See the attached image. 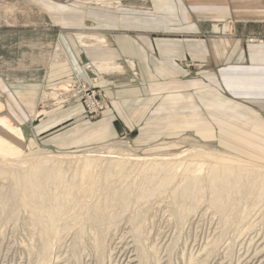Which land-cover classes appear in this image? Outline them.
<instances>
[{
	"label": "crops",
	"instance_id": "0c3cea01",
	"mask_svg": "<svg viewBox=\"0 0 264 264\" xmlns=\"http://www.w3.org/2000/svg\"><path fill=\"white\" fill-rule=\"evenodd\" d=\"M1 18L0 116L31 147L188 137L264 165V0H0ZM49 35L62 59H49ZM71 74L106 99L98 118L39 106Z\"/></svg>",
	"mask_w": 264,
	"mask_h": 264
},
{
	"label": "bare ground",
	"instance_id": "6f19581e",
	"mask_svg": "<svg viewBox=\"0 0 264 264\" xmlns=\"http://www.w3.org/2000/svg\"><path fill=\"white\" fill-rule=\"evenodd\" d=\"M63 54L58 47L54 52V59H62ZM47 93L53 96L54 91ZM22 134L21 129L14 126L7 117L0 116V178L9 181L6 188L0 185L2 187H0V218L11 220L16 216L11 214L12 210L16 211L14 213L22 210L27 212L29 225L36 230L34 235L38 234L36 264H48L54 243L59 239L58 237L67 233L73 235L70 252L73 253L75 263L79 264L81 261L80 257L83 256L81 252L84 251L83 247L87 240L91 247H86L92 248L97 264H101L103 259L106 261L109 257L107 253L108 257L105 258L106 236L109 228L117 225L120 214L125 215V212L121 211L133 208L134 211L130 212L128 217L132 219L135 217L136 221V216L148 211V204L155 194L158 196V192H163L168 187L171 190L170 185L177 178L179 167L183 169L178 178L180 180L176 182L177 185H171L172 197L170 192L167 193L172 198L173 205L175 204L173 207L171 205L173 208L171 210L178 219L179 224L178 222L176 224L180 225L183 222L186 224L185 220L190 212L195 210L196 206L200 205L197 203H202L204 199L207 207L217 214L220 220L218 223L223 229L232 225L235 227L236 220L240 221L247 217L261 201L263 206L259 208L264 218V168L257 169L248 164H238L228 160L214 161L211 159L213 158L211 154L198 148H187L169 155L141 156L126 153V157L124 155L118 157L119 152L113 150L114 145L105 144L78 154H56L49 153L48 150L45 152L27 148L26 156L21 147L13 142L22 141ZM249 198L257 203L253 202L251 207L245 204ZM15 219L13 218L14 222ZM129 223L131 225V222ZM137 223L132 224L134 226L129 231L137 251V254L133 252L136 257L131 259L126 256L122 264H148V247L146 249L140 239V234H143L142 223L140 226Z\"/></svg>",
	"mask_w": 264,
	"mask_h": 264
},
{
	"label": "rangeland",
	"instance_id": "374dc122",
	"mask_svg": "<svg viewBox=\"0 0 264 264\" xmlns=\"http://www.w3.org/2000/svg\"><path fill=\"white\" fill-rule=\"evenodd\" d=\"M0 21H1V25L5 23L3 21V18H1ZM48 41H49L48 57L49 59H51V56H52L51 54H53L55 50L53 49V43H51V35H49ZM32 53L33 52L31 50H27L26 47L21 48L20 50L17 51V56H16L17 63L28 64L31 62V60H35L36 58H33L34 55L32 56V58L29 57V55ZM82 84H85L87 87L94 90L98 97H103L101 93H99L98 91H96V89L86 84L81 78L78 77L77 74H71L67 76L62 82L55 84L47 89H44L43 93L45 95L42 93L41 95L42 98L39 100V106L46 107L47 105H70V104L78 103L83 107L86 118L88 119L98 118L102 112L99 115H95V116L91 115L89 112H87L86 110L87 108L83 106V102L82 100L79 99L78 95L73 97L70 94V92L67 91V89H70V87L76 88L78 87V85H82ZM67 86H70V87L67 88ZM59 89L60 91H58ZM52 91H54L53 96H51L50 94L49 96L47 92L52 93ZM55 91H58V92H55ZM59 93L60 94H70V95L67 96L65 101H59L56 98L57 94ZM3 134H5L4 130H3ZM13 142L15 145L21 147V149L24 151L23 152L24 155L28 153L26 152L27 148L28 150L37 149V151L39 150V151H45V152L48 150L49 153L52 152L56 154H61V153L62 154H78L82 152V151H77V152L63 153V152H56V151L50 150L42 146L31 147L25 142L24 139L22 141L14 140ZM107 144L114 145L113 150H115V152L117 151L119 152V154H117L118 157L119 155H121V157L123 155L125 156L126 153H135L141 156L153 155V154L169 155V154H175V153L181 152L182 150H186L187 148L188 149L198 148V149H203L206 153H209V155L211 154L213 158H215V159L211 158L214 161L228 160L230 162H235L238 164H245V165L248 164V166H252L257 169L264 168V165L262 164H259V163L256 164V163L245 161L236 156H232L228 153H224V151H222L218 147H215L213 145H205V144L199 143L198 141L188 138V137L179 140L176 145L161 144V145L153 146V147L146 148V149L138 148L135 145H133L132 142L128 138H122V137L115 139L114 141L109 142ZM24 155L22 157H24ZM182 169H183L182 167H179L178 176L177 178L173 180L171 185L173 186L174 184L175 186L177 185L176 182L180 180L178 178H180ZM8 182L9 181L6 180L5 178L3 177L0 178V185L1 186L4 185L5 186L4 188L8 187L9 185ZM171 185H170L171 190H169L168 189L169 187H168L163 192H158L157 193L158 196L155 194L156 197L154 196L150 201L151 205L148 204L149 205L148 211L146 210V212L142 213L139 216H136L137 218L136 221H135V217L133 218L134 220L128 217L134 211V210L132 211L133 208H130L125 211H121L123 213L125 212V215L124 214L122 215V213L120 214L118 218L119 221L117 220V223H116L117 225L109 228L107 236H106L107 252H106L105 258L108 257L107 253H109L110 259L108 260L109 257L106 259V261L105 259H103L101 264H122L126 256L127 257L129 256L131 259H134L136 257L137 251L134 247L133 242L131 241L132 237L130 236L131 234L129 233V231H131L134 226L132 224L137 223V221H138L137 224L140 226L141 225L140 223H142V227H143L141 228V232L143 234H140V239H142L143 244L145 245L146 249L148 247V250H150L151 252L150 253L147 250L148 264H165V263L166 264H170V263L171 264H198V263L199 264H204V263L205 264H208V263L209 264H221V263L222 264H264V218L259 208L260 206H263V201H261V203L257 207H255L252 211H250L249 215L243 218L244 220L243 219H241L240 221L236 220V222L238 223L236 222L234 223L235 227H233L232 225L228 228L223 229L221 227V224L218 223L220 222V220L217 214H215L212 209L207 207V202H205V199H204L202 203L201 202L197 203V205L199 204L200 205L196 206L195 210H192V212H190L189 215L191 216L188 215V218L190 219L192 217V219L188 220L187 218L185 220L186 224H183L184 223L183 222L182 223L183 225L182 224L178 225L179 224V222L177 221L178 219H176V217L174 216V211L171 210L173 209L172 207L175 205V204L173 205L174 202H172V198H170L172 197L171 192L173 190ZM161 193L162 194L165 193L164 195L166 196L162 195ZM167 193L170 194V197H169V194ZM159 195L160 197L163 196L162 197L163 199L160 198ZM253 202H256V201H254L252 198H249L247 199V202L245 204L251 207V204ZM23 211L24 210L17 211V213H14L16 211L12 210L11 214L12 213L13 215L16 214L17 218L15 216V217H12L11 220L0 218V264H26V262L29 264H36L37 262V254H36L37 248L36 247L38 246L37 245L38 234L34 235V231L36 230L34 229V227H31L29 225V222H30L29 216L27 212L24 211L25 212L24 213ZM143 216H145V218ZM13 218L14 219L16 218L15 222ZM128 218H130V220ZM146 218H148L149 220ZM128 221L131 222L132 227ZM5 222H7V224ZM176 222H178V224H176ZM122 223L125 225H123ZM114 228L115 230H113ZM71 234L72 233H69V234L67 233V234H63L64 237L63 236L58 237L59 239L56 241L57 243L56 242L54 243V247L51 251L52 257L51 256L50 257L52 259L49 257L48 264L50 260H52L50 264H77L74 261L75 259H73L74 258L73 253L70 252L71 250L70 247H72L71 245H72V238H73V235ZM30 243H32V245ZM84 246H85L83 247L84 251L82 250L81 252L82 253L81 255L83 256L80 257L81 261L79 260L80 261L79 264H97V261L95 260L96 258H94V253L92 251V248L91 249L89 248L91 247L89 240L86 241V244H84ZM86 246H89V247H86ZM61 249L64 251H62ZM90 252H91L92 257L89 256ZM133 252H135L136 254ZM212 255L215 258H213ZM93 260L95 263L92 262ZM140 264H143V263H140Z\"/></svg>",
	"mask_w": 264,
	"mask_h": 264
},
{
	"label": "built area",
	"instance_id": "2783aa9c",
	"mask_svg": "<svg viewBox=\"0 0 264 264\" xmlns=\"http://www.w3.org/2000/svg\"><path fill=\"white\" fill-rule=\"evenodd\" d=\"M69 87L70 86H67V88ZM58 91H60V89ZM67 91H69L73 97L78 95L79 99L83 102V106L87 108V112L93 116L99 115L105 108L106 99L104 97H98L96 92L87 87L85 84L78 85L76 88L70 87ZM70 94H57L56 98L59 101H65L67 96Z\"/></svg>",
	"mask_w": 264,
	"mask_h": 264
}]
</instances>
